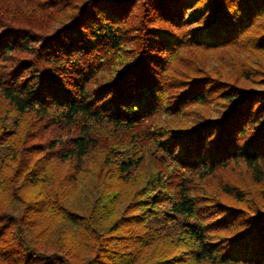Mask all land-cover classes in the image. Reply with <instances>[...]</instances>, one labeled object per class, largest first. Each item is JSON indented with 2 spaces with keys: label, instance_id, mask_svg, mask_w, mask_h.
Returning <instances> with one entry per match:
<instances>
[{
  "label": "trees",
  "instance_id": "1",
  "mask_svg": "<svg viewBox=\"0 0 264 264\" xmlns=\"http://www.w3.org/2000/svg\"><path fill=\"white\" fill-rule=\"evenodd\" d=\"M262 59L264 0H0V264H264Z\"/></svg>",
  "mask_w": 264,
  "mask_h": 264
},
{
  "label": "rangeland",
  "instance_id": "2",
  "mask_svg": "<svg viewBox=\"0 0 264 264\" xmlns=\"http://www.w3.org/2000/svg\"><path fill=\"white\" fill-rule=\"evenodd\" d=\"M246 57L245 55H241L240 58H244ZM228 59L230 57H227ZM263 61V59H262ZM258 62H261V59L258 60ZM264 62V61H263ZM212 65H215V62H212ZM258 81V79H257ZM251 87L254 88H259L260 85H258V82L256 84H250ZM219 107L215 106V105H211L207 111H209L210 117H214L215 113L218 111ZM206 109L205 108H197L196 112L199 113H204L205 114ZM30 115L27 116V121L29 120ZM23 125V129L26 128V122L22 123ZM52 134L48 133V132H44L43 136L41 138L42 141L48 139ZM32 141V140H31ZM29 142V141H28ZM232 181L236 184H238L240 187H242L244 190L253 193L254 191L257 193V191H260L261 189H264V185H254L250 180H249V175L247 173V171L245 170V168L239 164L234 166L233 168L229 169L228 171L222 172L220 174L217 175V177L211 179V185L214 187L216 182L218 181ZM258 194V193H257ZM260 196V194H258ZM249 203L248 205H252L253 207H259L264 211V202L261 200H255L251 194H249V196H247V198Z\"/></svg>",
  "mask_w": 264,
  "mask_h": 264
}]
</instances>
